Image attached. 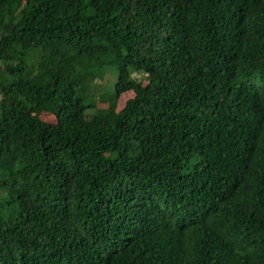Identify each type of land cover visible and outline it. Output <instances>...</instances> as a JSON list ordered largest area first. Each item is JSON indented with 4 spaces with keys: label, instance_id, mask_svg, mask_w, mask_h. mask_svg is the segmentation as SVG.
Returning <instances> with one entry per match:
<instances>
[{
    "label": "trees",
    "instance_id": "16d2710c",
    "mask_svg": "<svg viewBox=\"0 0 264 264\" xmlns=\"http://www.w3.org/2000/svg\"><path fill=\"white\" fill-rule=\"evenodd\" d=\"M0 264H264V0H0Z\"/></svg>",
    "mask_w": 264,
    "mask_h": 264
},
{
    "label": "rangeland",
    "instance_id": "374dc122",
    "mask_svg": "<svg viewBox=\"0 0 264 264\" xmlns=\"http://www.w3.org/2000/svg\"><path fill=\"white\" fill-rule=\"evenodd\" d=\"M135 77L137 78V76H135ZM142 83L144 85H146L147 81L146 80H142ZM133 96H134V94L132 92H128V93L122 95L121 98L118 101L117 111L121 110L124 107V105L127 102V100L133 98ZM99 107L105 108L106 105H99ZM41 119H42V121L47 122V123H51V124L55 123V118L50 116V115H48V114H42L41 115Z\"/></svg>",
    "mask_w": 264,
    "mask_h": 264
}]
</instances>
